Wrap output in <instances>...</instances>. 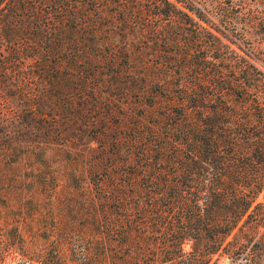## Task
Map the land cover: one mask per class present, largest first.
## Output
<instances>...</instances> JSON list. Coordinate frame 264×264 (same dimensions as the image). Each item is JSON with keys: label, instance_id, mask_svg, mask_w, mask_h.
Wrapping results in <instances>:
<instances>
[{"label": "trees", "instance_id": "16d2710c", "mask_svg": "<svg viewBox=\"0 0 264 264\" xmlns=\"http://www.w3.org/2000/svg\"><path fill=\"white\" fill-rule=\"evenodd\" d=\"M263 47L264 0H0V150L81 147L104 206L37 262L264 264Z\"/></svg>", "mask_w": 264, "mask_h": 264}, {"label": "rangeland", "instance_id": "374dc122", "mask_svg": "<svg viewBox=\"0 0 264 264\" xmlns=\"http://www.w3.org/2000/svg\"><path fill=\"white\" fill-rule=\"evenodd\" d=\"M252 58L264 70V47ZM81 149L71 155L75 159L71 165L59 163L56 151L30 153L25 144L6 157L0 150V264H40L32 254L51 247L48 238L61 218L82 228L94 210L93 200L103 210L91 181L89 165L94 158L84 159ZM64 173L73 178L63 181ZM18 236L23 237V246ZM11 243L23 251L11 250Z\"/></svg>", "mask_w": 264, "mask_h": 264}]
</instances>
